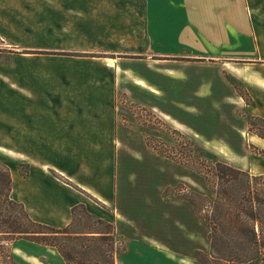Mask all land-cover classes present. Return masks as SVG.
<instances>
[{
    "label": "crops",
    "instance_id": "obj_1",
    "mask_svg": "<svg viewBox=\"0 0 264 264\" xmlns=\"http://www.w3.org/2000/svg\"><path fill=\"white\" fill-rule=\"evenodd\" d=\"M4 5L34 40L13 44L19 49L6 73L11 83L0 84V148L12 152V199L42 224L66 226L78 204L106 222L121 220L114 170L119 93L163 98V83H197V72L204 74L200 83H212V67L196 64L230 59L257 105L264 100V0ZM42 246L65 264L56 248Z\"/></svg>",
    "mask_w": 264,
    "mask_h": 264
},
{
    "label": "rangeland",
    "instance_id": "obj_2",
    "mask_svg": "<svg viewBox=\"0 0 264 264\" xmlns=\"http://www.w3.org/2000/svg\"><path fill=\"white\" fill-rule=\"evenodd\" d=\"M13 20L11 8L0 0V84L11 83L6 73L11 74L19 49L13 44L34 40ZM233 62L197 63L199 70L212 67L213 82L200 83L204 74L199 72L197 83L169 79L163 83V98L119 93L114 170L121 220L97 223L78 207L71 226V231H111L113 264H199L194 253L208 251L209 228L207 207L199 218L194 193L207 197L210 193L209 183L194 169L219 159L264 174V100L257 105L250 92L253 86L233 74ZM132 64L141 68L142 62L132 60ZM1 109L0 104L4 117ZM0 161L11 177L12 152L0 148ZM8 247L19 264H58L52 250L41 244L18 239Z\"/></svg>",
    "mask_w": 264,
    "mask_h": 264
},
{
    "label": "trees",
    "instance_id": "obj_3",
    "mask_svg": "<svg viewBox=\"0 0 264 264\" xmlns=\"http://www.w3.org/2000/svg\"><path fill=\"white\" fill-rule=\"evenodd\" d=\"M208 182L210 195L195 192L194 208L200 218L206 206L209 248L196 250L199 264H264V174H252L216 159L194 169ZM9 169L0 161V258L3 264H19L8 243L25 239L56 248L65 264H113L111 231H71L34 221L23 205L10 197ZM205 198V200H204ZM202 202H205L203 205ZM97 223L103 220L93 217ZM110 224V223H105Z\"/></svg>",
    "mask_w": 264,
    "mask_h": 264
}]
</instances>
